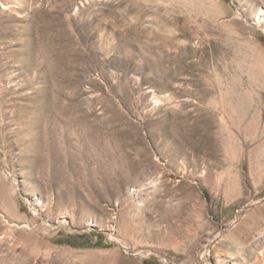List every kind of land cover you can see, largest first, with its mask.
<instances>
[{"label":"rangeland","instance_id":"1","mask_svg":"<svg viewBox=\"0 0 264 264\" xmlns=\"http://www.w3.org/2000/svg\"><path fill=\"white\" fill-rule=\"evenodd\" d=\"M259 8L0 0V264H264Z\"/></svg>","mask_w":264,"mask_h":264},{"label":"bare ground","instance_id":"2","mask_svg":"<svg viewBox=\"0 0 264 264\" xmlns=\"http://www.w3.org/2000/svg\"><path fill=\"white\" fill-rule=\"evenodd\" d=\"M258 21L264 23V8H259V14L257 15Z\"/></svg>","mask_w":264,"mask_h":264},{"label":"trees","instance_id":"3","mask_svg":"<svg viewBox=\"0 0 264 264\" xmlns=\"http://www.w3.org/2000/svg\"><path fill=\"white\" fill-rule=\"evenodd\" d=\"M98 243H101V241L100 242L98 241Z\"/></svg>","mask_w":264,"mask_h":264}]
</instances>
